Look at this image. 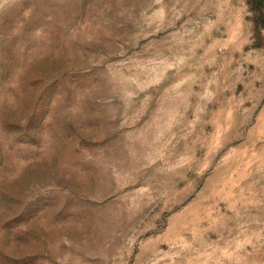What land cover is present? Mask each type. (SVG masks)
<instances>
[{
  "label": "rangeland",
  "instance_id": "374dc122",
  "mask_svg": "<svg viewBox=\"0 0 264 264\" xmlns=\"http://www.w3.org/2000/svg\"><path fill=\"white\" fill-rule=\"evenodd\" d=\"M0 264H264V0H0Z\"/></svg>",
  "mask_w": 264,
  "mask_h": 264
}]
</instances>
